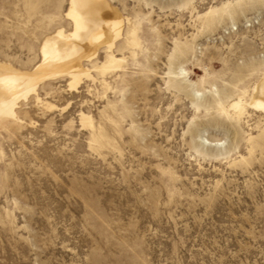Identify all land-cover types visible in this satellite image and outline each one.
Listing matches in <instances>:
<instances>
[{"label":"rangeland","instance_id":"rangeland-1","mask_svg":"<svg viewBox=\"0 0 264 264\" xmlns=\"http://www.w3.org/2000/svg\"><path fill=\"white\" fill-rule=\"evenodd\" d=\"M69 1L0 0V61L33 68L72 29ZM107 1L135 32L121 66L100 48L93 78L44 81L0 116V264H264V111L227 115L191 84L250 91L264 0Z\"/></svg>","mask_w":264,"mask_h":264},{"label":"bare ground","instance_id":"bare-ground-1","mask_svg":"<svg viewBox=\"0 0 264 264\" xmlns=\"http://www.w3.org/2000/svg\"><path fill=\"white\" fill-rule=\"evenodd\" d=\"M232 11L230 4L226 3L210 8L204 16L208 17L215 12L231 14ZM66 15L71 20L72 29L66 32L61 28L54 32V35L46 36L41 45V58L33 68L18 69L11 63L0 61V116L6 115L15 119V107L21 99L26 100L31 94H36L37 101H40L37 91L39 84L44 81L60 76L67 77L69 86L76 87L84 76L93 78L85 61L94 59L100 48L106 49L107 52L102 70L118 68L123 58L114 54L113 47L123 38L127 43L136 41L133 28L125 34L126 24L130 19L123 17L107 0H70ZM226 32L229 35L234 32V28L227 29ZM202 68L205 75L209 74L208 70L211 68ZM189 72L190 70L182 65L174 74L187 78ZM195 81L191 84L194 86V99L197 103L209 92L216 105L227 115L240 116L248 108L264 111V72L249 92L243 91L228 101L221 97L216 83H212L208 90L201 87L205 81L204 75L199 82ZM225 85L228 87L226 83ZM97 138L105 143L101 132H97ZM202 139L216 145L220 142L209 140L205 136H202Z\"/></svg>","mask_w":264,"mask_h":264},{"label":"built area","instance_id":"built-area-1","mask_svg":"<svg viewBox=\"0 0 264 264\" xmlns=\"http://www.w3.org/2000/svg\"><path fill=\"white\" fill-rule=\"evenodd\" d=\"M225 33H227V32H225ZM228 34V33H227Z\"/></svg>","mask_w":264,"mask_h":264}]
</instances>
